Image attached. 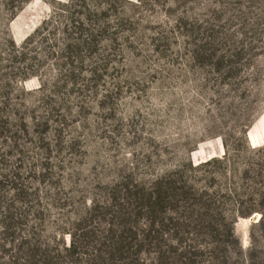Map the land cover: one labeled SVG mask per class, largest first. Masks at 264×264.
<instances>
[{
    "label": "rangeland",
    "instance_id": "1",
    "mask_svg": "<svg viewBox=\"0 0 264 264\" xmlns=\"http://www.w3.org/2000/svg\"><path fill=\"white\" fill-rule=\"evenodd\" d=\"M0 264H264V0H0Z\"/></svg>",
    "mask_w": 264,
    "mask_h": 264
}]
</instances>
